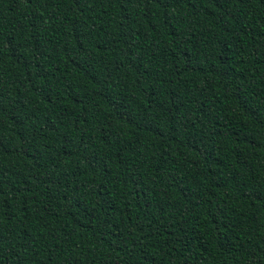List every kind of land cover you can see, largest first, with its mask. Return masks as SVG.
Wrapping results in <instances>:
<instances>
[{
    "label": "trees",
    "instance_id": "trees-1",
    "mask_svg": "<svg viewBox=\"0 0 264 264\" xmlns=\"http://www.w3.org/2000/svg\"><path fill=\"white\" fill-rule=\"evenodd\" d=\"M0 264H264V0H0Z\"/></svg>",
    "mask_w": 264,
    "mask_h": 264
}]
</instances>
